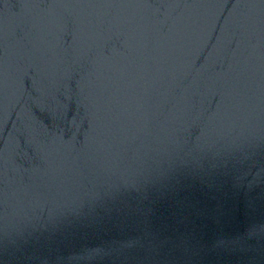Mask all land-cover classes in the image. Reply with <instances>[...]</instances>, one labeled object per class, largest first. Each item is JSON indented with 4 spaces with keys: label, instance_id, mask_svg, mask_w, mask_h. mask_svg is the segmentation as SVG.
<instances>
[{
    "label": "water",
    "instance_id": "1",
    "mask_svg": "<svg viewBox=\"0 0 264 264\" xmlns=\"http://www.w3.org/2000/svg\"><path fill=\"white\" fill-rule=\"evenodd\" d=\"M0 264H264V0H0Z\"/></svg>",
    "mask_w": 264,
    "mask_h": 264
}]
</instances>
